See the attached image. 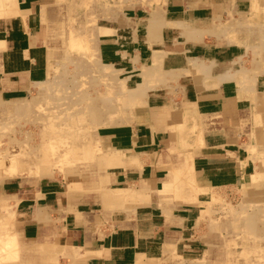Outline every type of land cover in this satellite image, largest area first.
Here are the masks:
<instances>
[{
    "label": "crops",
    "instance_id": "crops-1",
    "mask_svg": "<svg viewBox=\"0 0 264 264\" xmlns=\"http://www.w3.org/2000/svg\"><path fill=\"white\" fill-rule=\"evenodd\" d=\"M61 1L14 0L0 16L1 97H23L46 79L45 25L61 19ZM199 10L167 0L164 26L152 36L125 12L99 18L97 57L116 70L122 86L153 77L154 54L162 77L129 123L98 134L102 149L119 154L106 177L86 171L42 178L10 193L17 198L12 236L18 246L35 243L33 250H43L52 264H153L172 255L174 264H204L196 262L202 257L191 232L202 190L245 184L254 172L264 177L261 147L253 160L247 154L264 135V73L242 65L233 44L191 42L174 30L175 21L210 20ZM215 13L213 7L212 20ZM178 141L188 155L173 156ZM194 191L197 200H189Z\"/></svg>",
    "mask_w": 264,
    "mask_h": 264
},
{
    "label": "rangeland",
    "instance_id": "rangeland-1",
    "mask_svg": "<svg viewBox=\"0 0 264 264\" xmlns=\"http://www.w3.org/2000/svg\"><path fill=\"white\" fill-rule=\"evenodd\" d=\"M183 1L187 7L199 8L201 14L210 19L194 26L185 25L218 31L215 35L200 33L192 42L233 44L242 65L247 64L248 70L254 74L264 73V0ZM166 2L62 0L61 19L46 23L43 38L49 55L46 79L34 84L23 97L6 99L0 96V160L3 159L0 162V264H52L43 250H33L35 243L21 244L19 238L22 248L12 243L17 198L10 193L17 194L22 187H31L42 178H66L84 175L86 171L93 178L106 177L108 170L113 168L98 159L103 153L98 134L101 129L129 123L135 104L142 100L138 98L140 92L146 95L154 91L162 77V71L157 69L160 68V58L157 61L154 58L152 78L132 89L122 86L116 70L101 64L97 57L94 32L99 18H111L125 12L146 23L152 36L164 26ZM213 7L216 8V19L212 20ZM179 24L175 21L172 26L182 34ZM242 71H245L244 67ZM259 137L258 143L247 146V154L252 160L258 147L263 150L260 155L264 157V135ZM49 144L54 146L50 148ZM177 144L180 149L172 152L173 156L188 155L184 150L187 144L179 141ZM39 150L44 151L49 162L55 160L48 168L49 172H38L43 167L41 161L36 162L43 154ZM6 152L12 156L2 157ZM9 156L20 160L13 167V175L5 172L11 160ZM202 191L204 196L197 204V216L191 231L192 238L199 244L198 258L202 257L204 264H264V177L254 172L245 184ZM196 195L194 191L192 197L195 198L189 200H197ZM5 241L11 245L4 246ZM175 261L176 256L172 255L153 264H174Z\"/></svg>",
    "mask_w": 264,
    "mask_h": 264
},
{
    "label": "bare ground",
    "instance_id": "bare-ground-1",
    "mask_svg": "<svg viewBox=\"0 0 264 264\" xmlns=\"http://www.w3.org/2000/svg\"><path fill=\"white\" fill-rule=\"evenodd\" d=\"M6 1L7 0H0V16H4L6 13L4 12V10L7 12V14L9 13V11L11 10V7H12V5H13V3H14V0H8V4H6ZM9 4H11V6L9 5ZM14 12H15V10H14ZM9 15H11V14H9ZM15 15H16V13H15ZM226 17H227V15H226ZM1 19V18H0ZM157 19V18H156ZM25 20V19H24ZM4 21V20H3ZM163 21V20H162ZM25 22V21H24ZM11 24V23H10ZM14 24V23H13ZM24 24V23H23ZM155 24V23H154ZM1 25V24H0ZM6 26V25H5ZM9 26V25H8ZM11 26V25H10ZM16 25H14V27H15ZM18 26V25H17ZM20 26V25H19ZM26 27V26H25ZM24 27V28H25ZM163 27V26H162ZM179 27H180V29H181V32H182V35H184L185 37H186V39L187 40H194V36H196V35H198V34H200V33H202V30L200 31V30H195V29H189V28H187V26L185 25V24H183V23H180L179 24ZM1 28V27H0ZM8 29V28H7ZM6 29V30H7ZM212 29V28H211ZM24 31V30H23ZM199 32V33H198ZM204 32V31H203ZM212 32V31H211ZM210 32V33H211ZM221 37V36H220ZM192 42V41H191ZM79 46V45H78ZM256 46V45H255ZM264 47V46H263ZM259 48V47H258ZM261 49H263V48H261ZM257 50H259V49H257ZM240 51V50H239ZM261 52V51H260ZM256 54V53H255ZM260 55V54H259ZM154 58H155V60L157 61L158 60V58H159V56H158V54H156L155 56H154ZM231 59V58H230ZM238 59V58H237ZM154 60V61H155ZM242 60V59H241ZM239 61V60H238ZM259 63V62H258ZM263 63V62H262ZM154 64V63H153ZM152 64V65H153ZM264 65V64H263ZM160 66V65H159ZM155 69V68H154ZM158 70L160 69V68H157ZM161 70V69H160ZM161 75V74H160ZM145 78H146V76H145ZM152 78V77H151ZM151 81V80H150ZM36 84V83H35ZM144 85V84H143ZM138 88H141V87H138ZM99 90V89H98ZM140 90V89H139ZM97 91V90H96ZM129 93V92H128ZM138 93V92H137ZM130 94V93H129ZM117 95V94H116ZM140 95L141 96H137L138 98H142V96L143 95H145V94H143L142 95V93L140 92ZM147 95V94H146ZM130 96V95H129ZM126 97V96H125ZM132 97V99H133V96H131ZM120 98V97H119ZM126 98H128V96L126 97ZM137 98V99H138ZM116 99V98H115ZM135 99V98H134ZM136 99V100H137ZM127 100V99H126ZM125 100V101H126ZM21 101V100H20ZM119 101H120V99H119ZM140 101V100H139ZM137 102V104H135V106H138V105H142L144 102H143V100H141L140 102ZM17 102H18V100H17ZM116 102V101H115ZM134 102H136L135 100H134ZM16 103V102H15ZM128 103H129V101H128ZM130 103H131V101H130ZM14 104V103H13ZM117 104H118V102H117ZM120 104V103H119ZM21 105V104H20ZM20 105H18V106H20ZM23 105V104H22ZM22 105H21V107H22ZM131 105H132V103H131ZM43 106V105H42ZM121 106V105H120ZM125 106V105H124ZM15 107V106H14ZM21 107H20V109H21ZM126 107H128V106H126ZM16 108V107H15ZM19 108V107H18ZM117 108V107H116ZM130 108H131V106H130ZM23 109V108H22ZM21 112V111H20ZM115 112V111H114ZM118 111H116V113H117ZM130 112V111H129ZM116 113H115V115H116ZM121 113V112H120ZM123 113V112H122ZM12 114V113H11ZM101 114V113H100ZM119 115V114H118ZM117 115V116H118ZM120 116V115H119ZM131 116V115H130ZM109 117V116H108ZM112 117V116H111ZM109 120V119H108ZM124 120V119H123ZM109 122H110V120H109ZM108 122V123H109ZM101 126V125H100ZM103 126V125H102ZM119 126V125H118ZM105 127V126H104ZM178 127V126H177ZM111 128V127H110ZM177 129V128H176ZM199 132V131H198ZM176 134V133H175ZM181 134V133H180ZM117 137V136H116ZM51 138V137H50ZM118 138V137H117ZM183 138V137H182ZM60 142V141H59ZM58 142V143H59ZM31 143V142H30ZM52 143V142H51ZM90 144V143H89ZM95 144H96V142H95ZM50 145V144H49ZM87 145V144H86ZM51 146H54V145H50V148H51ZM91 145H89V147H90ZM92 146H94V145H92ZM91 146V147H92ZM42 148V147H41ZM55 148H56V146H55ZM84 148H86V147H84ZM36 149V148H35ZM70 149V148H69ZM90 149V148H89ZM88 149V150H89ZM114 149V148H113ZM44 150V149H43ZM102 151H103V153H101L99 156H101V157H99L98 159L100 160V162L101 163H103V164H108V165H115V166H117V164H118V160H119V158H118V152L117 151H115V150H104V149H101ZM95 151H96V149H95ZM20 152V151H19ZM18 152V154H20ZM41 152H43V154L41 155V157H37V159H36V162H39V161H41L42 162V164H43V167L40 169V170H38V172H49V170H48V168L49 167H52L53 166V163H54V161H53V163H51V161L49 162L47 159H46V154H44V151H40L39 150V153H41ZM57 152V151H56ZM55 152V153H56ZM84 153V152H83ZM121 153V152H120ZM23 154V153H22ZM36 154V153H35ZM6 155L8 156V155H11L12 156V154H9V152H6L4 155H2V157H6ZM51 155H53V154H51ZM63 155H65V154H63ZM121 155V154H120ZM11 156H9L10 158H11ZM14 156V155H13ZM23 156V155H22ZM56 156V155H55ZM1 157V158H2ZM58 157V156H57ZM62 158H64V156L63 157H61L60 159H62ZM193 158V157H192ZM59 159V158H58ZM186 159V158H185ZM68 160H69V158H68ZM187 160V159H186ZM2 161H3V159H2ZM1 160H0V162H2ZM20 160H17L16 159V157H12L11 158V160H10V162H9V164H8V166H7V168L5 169V172L7 173V174H11V175H13V172H12V170H13V167H14V165L17 163V162H19ZM25 161V160H24ZM61 162V161H60ZM5 163V162H4ZM47 163H49V165L48 166H46V164ZM182 163V162H181ZM63 164H65V162L63 163ZM4 165V164H3ZM2 165V166H3ZM58 165V164H57ZM5 166V165H4ZM63 166V165H62ZM183 170H184V168H182ZM39 174V173H38ZM44 174V173H43ZM183 174H184V172H183ZM187 178H188V176H187ZM186 178V179H187ZM184 183V182H183ZM253 186V185H252ZM192 196V195H191ZM196 197H197V195H196ZM192 198H195V197H192ZM202 213V212H201ZM11 240H13L12 241V243L14 244L15 243V245H16V242H15V239H14V237L13 238H10ZM155 239V238H154ZM2 242H0V245H2L1 244ZM4 246H7V245H11V243L10 242H7V241H5L4 242ZM167 252V251H166ZM168 253V252H167ZM142 254V253H141ZM6 259H7V257H5ZM8 258H11V257H8ZM14 258V257H13ZM199 261H202V260H199V259H197L196 260V262L197 263H200ZM142 263V262H141Z\"/></svg>",
    "mask_w": 264,
    "mask_h": 264
}]
</instances>
